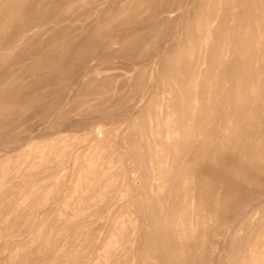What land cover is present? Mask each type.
Wrapping results in <instances>:
<instances>
[{
    "label": "rangeland",
    "instance_id": "374dc122",
    "mask_svg": "<svg viewBox=\"0 0 264 264\" xmlns=\"http://www.w3.org/2000/svg\"><path fill=\"white\" fill-rule=\"evenodd\" d=\"M0 264H264V0H0Z\"/></svg>",
    "mask_w": 264,
    "mask_h": 264
},
{
    "label": "bare ground",
    "instance_id": "6f19581e",
    "mask_svg": "<svg viewBox=\"0 0 264 264\" xmlns=\"http://www.w3.org/2000/svg\"><path fill=\"white\" fill-rule=\"evenodd\" d=\"M99 129H100V128H99ZM93 130H94V129H93ZM100 130H101V129H100ZM172 136H174V135H172ZM174 139H175V138H173V140H174ZM204 157H205V156H204ZM194 160H195V159H194ZM198 162H199V161H198ZM199 163H200V162H199ZM211 164H212V163H211ZM205 167H206V166H205ZM205 167H204V168H205ZM206 168H207V167H206ZM209 168H210V166H209ZM211 168H212V167H211ZM211 168H210V169H211ZM215 168H216V167H215ZM215 168H214V169H215ZM216 169H217V168H216ZM224 169H225V168H224ZM202 170H203V169H202ZM217 170H218V169H217ZM211 171H212V170H211ZM213 171H214V170H213ZM203 172H205V171H203ZM200 173H201V171H200ZM200 173H199V174H200ZM209 173H211V172H209ZM214 173H215V172H214ZM202 175H203V173H202ZM212 175H213V174H212ZM220 176H221V175H220ZM255 176H256V175H255ZM206 177H207V176H206ZM213 177L215 178V176H212V178H213ZM214 178H213V179H214ZM216 178H217V176H216ZM219 178H220V177H219ZM222 178H224V177H222ZM222 178L220 179L221 181H222ZM262 179H263V178H262ZM229 180H230V179H229ZM229 180H228V181H229ZM214 181H215V179H214ZM221 181H220V182H221ZM231 181H232V180H231ZM215 182H216V181H215ZM216 183H217V182H216ZM222 183H223V181H222ZM231 184H232V182H231ZM234 184H235V183H234ZM234 184H233V185H234ZM240 184H241V183H240ZM240 184H239V185H240ZM216 185H217V184H216ZM222 185H223V184H222ZM237 185H238V184L236 183V186H237ZM214 187H216V186H214ZM223 187H224L223 189H225L226 185H224ZM240 187H242V186H240ZM209 188H210V187H209ZM242 188H243V187H242ZM210 189H211V188H210ZM220 189H222V188H219V190H220ZM243 189H244V188H243ZM243 189H242V190H243ZM221 191L223 192V190H221ZM227 191H229L228 188H227ZM238 192H239V191H238ZM220 193H221V192H220ZM236 194H237V193H236ZM228 195H229V194H228ZM228 195H227V196H228ZM233 195H234V194H233ZM237 196L240 197L239 193H238ZM233 198H234V197H233ZM230 199H231V198H230ZM235 199H236V198H235ZM234 201H236V200H234ZM250 208H251V207H250Z\"/></svg>",
    "mask_w": 264,
    "mask_h": 264
}]
</instances>
